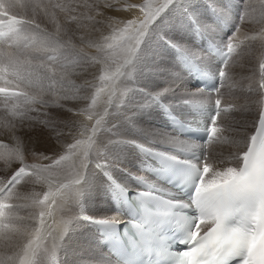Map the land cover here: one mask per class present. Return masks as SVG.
<instances>
[{"label":"rangeland","instance_id":"1","mask_svg":"<svg viewBox=\"0 0 264 264\" xmlns=\"http://www.w3.org/2000/svg\"><path fill=\"white\" fill-rule=\"evenodd\" d=\"M93 1L99 6H91ZM144 3L145 0L131 5L126 2V6L135 8L138 14H131L117 27L109 26L113 35L104 45L93 43L89 38L102 33L106 29L104 25H110L107 9H122L112 0H46L49 12L43 20L33 16L36 9L41 7V1L38 0L35 7L25 10V20L20 19L10 26L8 36L11 41L7 36L8 44H1L0 50L8 49L3 46H12L17 41L19 55L14 70L16 74L13 73L15 78L8 84L12 87L4 95L5 98L0 99V127L15 130L17 137L22 135L18 134V129L29 131L32 139L25 144L19 138L24 144L21 150L6 141L0 142V189L7 185L11 177L14 178L0 192V203L3 199L6 210L0 219V228L7 226L1 241L4 244L12 240L13 236H22L14 249L8 248L7 253L0 250V264H76L78 259L67 257L68 246L67 249L61 248L66 238L60 235L61 228H55V220L58 219L51 215L54 212L60 215L59 210L63 211L64 205L59 208L60 205L56 204L60 189L49 182L62 177L75 180L69 182L68 187L71 189L78 186L80 179L76 173L83 167L85 153L94 149L96 141L92 140L90 147L87 144V139L92 138L91 131L86 136L88 121L93 120L91 127L97 120H101V123L117 120L127 124L131 135L144 141L145 138L149 140V136L145 135L142 128L134 126L137 118L146 120L139 122L166 130L159 125L164 121L153 103L154 97L170 103L180 112L187 110L180 101L206 99V93L205 97L192 95L191 90L197 89L190 86L189 80L192 78L176 66L175 55L171 54L170 45H174L201 62L213 63L211 56L206 57V52L200 50L199 47L204 45L201 41H196L195 37L185 39L194 29V22L199 31L196 35L204 36V31L213 40L219 38L216 42L221 44H228L236 37L233 41L235 50L224 67L226 74L220 89L222 92L216 94L228 108L222 113L225 120L219 123L220 126L233 129L240 126L243 117L247 122L252 112L248 113L245 103L252 97L257 103L261 100L264 90V25L260 23V18L264 16V0H148L149 5L162 3L164 6L137 45L140 22L148 11H141L140 5ZM12 11L18 13L17 10ZM4 17L0 16L2 19ZM129 21L134 23L129 24ZM51 22L53 25L50 28L44 26ZM260 31L263 41L258 36ZM99 45L102 46V52L100 48L97 50ZM234 66H237L235 73L232 69ZM226 67H230L228 73ZM119 72L124 75L117 77ZM26 77L34 78L30 92L22 90L23 85H30V82L25 81ZM82 77L94 80L93 83L88 82L92 88H86L88 95H85L86 98L83 96L84 102L78 104L72 102V97H78L80 91L85 89L86 82ZM208 100L205 104L211 102V99ZM111 127L106 125L102 128L110 140L114 135ZM119 140L123 142L122 138ZM38 141L42 143V148L36 153L32 152ZM45 144L60 147L64 155L58 156L63 157V161L54 158L52 162H46L45 153L54 155L56 151L45 150ZM122 154L126 158L125 163L113 161L114 158L111 159L109 154L105 158L113 162L112 166L126 165V169L140 165L132 159L126 144ZM97 158L94 157L95 160ZM50 166L52 170L47 171ZM118 171L128 177L132 174ZM104 191L102 186L100 202ZM69 205L73 207V203ZM104 209L109 210L107 207ZM86 212L93 214L90 209ZM80 216L79 213L72 222L83 231L79 225L80 221L83 222ZM45 218L47 222L50 220L47 233L50 230L55 234L38 239ZM88 230L89 235L93 236V231Z\"/></svg>","mask_w":264,"mask_h":264},{"label":"bare ground","instance_id":"2","mask_svg":"<svg viewBox=\"0 0 264 264\" xmlns=\"http://www.w3.org/2000/svg\"><path fill=\"white\" fill-rule=\"evenodd\" d=\"M37 1L38 0H0V11L6 13L8 15V17L15 16L16 19L12 23V24H14L15 22H17L20 19L25 20V16H24L25 10L32 8V7H35V4ZM40 1H41V7L36 9L35 14H33V16L39 20H43L47 17V11H48L47 8L48 7L46 5V0H40ZM112 1L117 6H121L122 9L121 10H116V9H110L109 10V9H107V14L109 15L108 23L110 25H104L106 27V29L102 33L96 34L93 37L89 38L92 40L93 43H100L101 45H104L106 42H108L110 37L113 35V31H111L109 29V26L117 27V26L121 25L124 20L129 18V16L131 14H134V13L138 14V12H136L134 10L135 8H131V7L126 6V2L131 5L133 3H139L141 0H112ZM90 4L93 7L99 6V4L95 3V1L91 2ZM12 10H17L18 13H13ZM5 18H7V16H5L3 19H5ZM0 20H2V18H0ZM52 25L53 24L51 22L50 25H44V26L46 28H50V26H52ZM90 27H92V25H90ZM7 30L9 32L10 26L8 27ZM88 32H90V31H88ZM261 33H262V31H260V33L258 35L260 37V39H262ZM194 37L195 36L193 34V31L191 30L189 35L187 36V38L185 36V39L191 40ZM8 38L11 41V38L9 36H8ZM199 41H201V40H199ZM215 41H219V38H215ZM262 41H263V39H262ZM201 42L203 44L207 45V42L205 40H203ZM3 43H5V45L8 44L7 38L2 39L0 41V45ZM16 43H17V41L12 46H3V47H6L8 49L1 48V50H0V87H4L6 89L5 93L0 95V97L9 93L10 87H12V85H8V84H10V82L12 83L11 80H13L15 78V75L13 76V73L15 72L14 70L17 66V60H18V55H19V50H18V46L16 45ZM101 45H99L97 47V50L100 48V50L102 52V48H101L102 46ZM208 46H209V44H208ZM207 50H208V47H207ZM104 54L107 55L109 53H107V54L104 53ZM111 54H113V53H111ZM113 56H111V57H113ZM208 56L210 57L209 51L207 52L206 57H208ZM107 57H109V56H107ZM111 57H109V58H111ZM104 58H105V56H104ZM230 58H231V54L228 57L225 64L228 62V60H230ZM127 60H129V57H127ZM103 62L104 61H102L101 63H103ZM217 62L218 61L216 59L215 64H217ZM97 63H99V62H97ZM202 63L204 65V67L206 66L208 69L214 66V63H210L209 61L208 62L204 61ZM225 64L223 66V70H222L223 72H224ZM242 65H243V63H242ZM94 66H96V65H94ZM226 68H228L227 69V73H228L230 71V67H226ZM219 69L221 70V68H219ZM232 69H233V72L235 73L237 66L235 68H232ZM28 72L29 71H27V75H28ZM83 72H84V70H83ZM31 73H32V71H31ZM86 73H88V72H86ZM14 74H16V73H14ZM80 74H82V72ZM88 74H92V73H88ZM263 74H264V69L262 71V76H263ZM224 77L222 78L223 82H224ZM82 78H84V82H86L85 89L80 91V95H78V97H72V102H78V104H80V102H84L83 96L84 97H85V95L87 96L88 92H89L88 90H86V88H92V87H90V85H88V82L93 83V80H94V78H92V80H90V78H88V77H82ZM25 81L30 82V85L29 86L23 85L22 90L30 92V90H32V84H34V78L30 79V78L26 77ZM95 83H96V81H95ZM223 85H224V83H223ZM221 87H222V85H221ZM221 87L217 90L216 94H218L220 92ZM195 88H197V89L193 88V90H191V93L194 97H198V96H202V97L204 96L205 97L207 95L206 99L196 101V102H202L203 104H205L206 102L208 103V101H209L208 99H211V102L209 104H212L213 99H219V98H217L216 94L213 95L212 93L200 90V88H198V87H195ZM221 92H220V94H221ZM262 92H263V90H262ZM204 93H206V95ZM262 95L263 94H261V96ZM223 101H225V100H223ZM262 102H263V96H262L261 100L259 101V103L255 102V97L249 98L247 100V102L245 103V107H246V110L248 111V113L252 112L251 114H249L250 119H247V122H246V118L243 117V119L241 120L242 122L240 123V126L233 127V129H228V128H225L224 126H220L221 124H219V123L222 122L224 119L222 113L225 112L226 110L219 112V114L217 116V120H216V124H217L216 137H214L205 146H202V145L197 144L195 142L186 140V139L176 135L174 133V131H172L170 129L166 128L165 131H162L160 128H157L158 126L157 127H154V125L150 126L147 123H144V122H146L145 119H141L144 122H139L141 120H139L137 118L136 121L134 122V126H139L140 128H142L146 132L145 135L149 136L148 138L150 141L146 138L143 141V139H140V138L138 139V138L134 137L133 135H131L130 132H128V129L126 128L127 124L126 125L121 124V122H119L117 120H114V121L108 120L105 123H100V125L98 126V130L95 133L93 132V129L96 127V124L95 125L93 124V126L90 127L91 122L93 120L88 121L86 123V126H85L86 136L88 137L89 135H87V133L89 131H91L92 132L91 142H92V140H94V141L96 140V141L94 142V145H93L94 149L93 150L91 149V151L85 153L84 161H83V167L80 169V172L76 173V176L79 177V179H80L78 186L71 189L70 187H68L70 185L69 182L72 183V181H75V180L70 181L68 178L63 179L62 177H59V176H58L59 177L58 179L55 178V180H57V181H54V180L50 181V182L48 181L50 185H52L53 187H57L58 190L60 189V193L56 196V204L60 205L59 208H61L64 205V210L61 211L58 209L60 215H58L56 212H54L53 215H51V217L58 219V220H55L54 226H55V228H61L62 231H61L60 235H63L61 237L66 238L65 243L61 244V248L67 249V246H68L67 257L73 258V256H74V259H78L76 264H114L107 257L106 252L102 251L98 247L99 237L97 236V233H95L94 230L91 229L92 228L91 224H89L86 220L81 219L83 222L80 221L79 225L82 226V228H83V231H82L78 225H74V223L72 222L77 217V215H79V213L81 214V216H83V213L84 214L86 213V214H89L95 218H100V219H115V217H116V213L115 212L113 213V211H111L112 206L108 203V190L111 186L107 182V180L104 179L96 171V169L93 167V161H96L94 159V157L95 158L96 157L105 158V157H109V155H110L111 159H112V157L114 158L113 161L125 163L126 158L122 154V149H123V146L126 144V150L131 154L132 159L137 160V162L140 165H142L145 163L144 162L145 156H144L143 152L138 149V147H137L138 145H146L148 147H152L155 149H163L164 147H168V146L175 147V148H181V149H190V148L202 149L207 154L206 163L209 166L207 176L205 177V183L207 186H211L213 184L227 180L238 168L239 163H240L241 154H243L244 149L246 147V144L249 140V137H250L252 131L254 130L255 123H256L260 108L263 104ZM221 105L224 106V104L222 102H221ZM243 106H244V104H243ZM246 115H247V113H245V116ZM190 117L193 120H198L193 115ZM146 119H147V117H146ZM227 119H229V118H227ZM253 119H255L254 122H253ZM129 122H131V121H129ZM238 122H240V121H238ZM122 123H123V121H122ZM106 125L112 126L111 129L113 130L114 135H113L111 140L108 138V136H106L105 132L103 131L104 129H102ZM138 130H139V128H138ZM18 134H22V135L21 136L19 135L17 137V132L15 130H12L9 128H6V130H4L2 127H0V142L6 141L11 146H14L17 150L18 149L21 150L22 146L24 144L19 141V138H21L26 144V143L31 141L32 134H30L29 131L26 132V131L20 130V129H18ZM109 137L111 138V136H109ZM120 138H122L123 142H121L119 140ZM87 140L89 141V139H87ZM54 144H56V142H54ZM93 147H91V148H93ZM40 148H42V143H40V141H38V143H36V149H32V152L36 153L37 151H40ZM44 149L47 151H53L54 150L57 153V155H56V153H54V155H52V153H45L46 162H52V160H54V158H58V161H63V157L58 156V155H62V156L64 155V152L62 151V149L60 147H53L49 144H45ZM41 152H44V151H41ZM103 152H104L105 156H103ZM106 152H107V154H109L108 156H107ZM30 155H31V153H30ZM52 168L53 167L50 166L47 171H51ZM111 170L113 172V175L118 180L125 183L127 186H129L130 183L133 182L131 177L122 175L120 173L121 171L119 172L117 169H113V168H111ZM49 174H51V173H49ZM49 174L47 173V175H49ZM67 177H68V175H67ZM23 182H24V180H23ZM102 186L105 188V191H104L103 198L101 199V202H100L99 197H100V194L102 192ZM44 187H46V186H44ZM17 188H19V187H17ZM61 190L63 191V193L61 192ZM2 200L0 203V219L2 217V214H4L6 211L5 207L1 208V205H3ZM69 203H73V207H71L69 205ZM25 207H26V205H25ZM104 207L109 208V210L105 211ZM89 209L93 212V214L86 212V210H89ZM74 211H76V214L74 213ZM60 216H61V218H60ZM41 226H43V229L41 228L42 230L39 232L38 239H41L45 235L51 236V235L55 234L54 231H50V230H49V233H47V230L50 229V220H48V222H47V220L45 218L44 223ZM88 228L93 231V234H94L93 236L89 235L90 232H89ZM6 230H7V226L0 228V250L2 249L1 252H5V253L8 252V248L14 249L16 244L19 243L22 239L21 234H18L16 236H13L12 240H9L3 244V242L1 241V237L6 232ZM92 243L94 245H92ZM95 246L98 249H96Z\"/></svg>","mask_w":264,"mask_h":264},{"label":"snow or ice","instance_id":"3","mask_svg":"<svg viewBox=\"0 0 264 264\" xmlns=\"http://www.w3.org/2000/svg\"><path fill=\"white\" fill-rule=\"evenodd\" d=\"M163 6H164V5H163L162 3H159V4L154 5V6L149 5L148 0H145V3H144L143 5H140L141 11H144L145 9H148V11H147V13L144 15L143 19H141V22H140V28H139V31H138L137 45L140 44V42H141V38L144 36V34H145V32L147 31L149 25L153 22L154 17H156V15L160 12V10L163 8ZM260 23H261L262 25H264V16H262V17L260 18ZM262 34H264V33H262ZM235 39H236V37H233V38L228 42V44H227L226 56H229V55L232 54L233 51L235 50V46H234V43H233V41H234ZM130 63H131V61L129 62V64H130ZM262 69H264V67H262ZM225 74H226L225 72H222V73H221V76L224 77ZM122 75H124L123 72H119V73H117V77H120V76H122ZM217 100H218V99L215 100V104L217 103ZM100 123H101V120H97V122H96V127L93 129V132H94V133L98 130V126L100 125ZM262 123H264V119H262ZM214 125H215V123H214ZM88 144H89V147H90V146H91V138H89ZM102 166H103V165H101V164H97V167H102ZM199 173H200V172H199ZM195 192H196V187H195V191H194V193H195ZM192 199H193V198H192ZM191 206H193L192 203H191ZM80 218H81V219H88V217H84V216H82V217H80ZM97 222L103 224V223H107V222H109V221H106V220H100V221H97ZM111 222H112V223H117L118 220L113 219ZM238 264H240V261H238Z\"/></svg>","mask_w":264,"mask_h":264},{"label":"clouds","instance_id":"4","mask_svg":"<svg viewBox=\"0 0 264 264\" xmlns=\"http://www.w3.org/2000/svg\"><path fill=\"white\" fill-rule=\"evenodd\" d=\"M128 23H129V24H132V23H134V22H133V21H129ZM77 143H79V142H77Z\"/></svg>","mask_w":264,"mask_h":264}]
</instances>
